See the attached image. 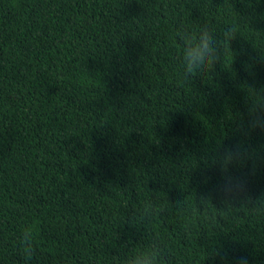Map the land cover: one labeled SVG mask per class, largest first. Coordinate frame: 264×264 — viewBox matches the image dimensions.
<instances>
[{"label":"trees","instance_id":"1","mask_svg":"<svg viewBox=\"0 0 264 264\" xmlns=\"http://www.w3.org/2000/svg\"><path fill=\"white\" fill-rule=\"evenodd\" d=\"M228 26L215 82L178 85V34ZM246 84L264 86V0H0V264H264V211L226 207L204 159L240 144L232 174L264 192Z\"/></svg>","mask_w":264,"mask_h":264},{"label":"clouds","instance_id":"2","mask_svg":"<svg viewBox=\"0 0 264 264\" xmlns=\"http://www.w3.org/2000/svg\"><path fill=\"white\" fill-rule=\"evenodd\" d=\"M177 39L179 41V76L178 85L188 88L195 83L205 80L213 84L215 82L213 73L220 65L221 70H225V56L227 55L226 44H231L235 40V30L232 26L221 29L219 32L212 30H201L198 33L191 31H181ZM227 70V69H226ZM80 83L89 86L92 77L85 75L81 77ZM247 85V84H246ZM246 105L250 125L252 127H264V86L257 89L247 85ZM242 146L218 145L211 156L204 157L205 163L209 164V169L215 167L223 176V182L217 184L223 196V203L226 207H233L237 199L248 202L254 211H264V192L255 198L245 194L244 179L233 175V170H242L247 161L242 151ZM211 181V176L206 175L205 183ZM201 204L207 207L210 202L209 197H201ZM154 217L150 209L145 211L141 218V224L145 229L151 230L154 227ZM213 223L215 217L212 218ZM41 231L38 220H33L24 224L17 236V240L22 248L28 249L32 246ZM158 253L155 250L143 261L137 259L134 264H163L162 260L157 261Z\"/></svg>","mask_w":264,"mask_h":264}]
</instances>
